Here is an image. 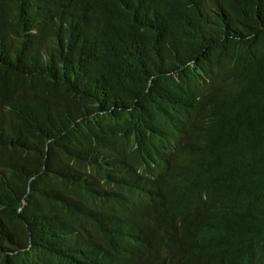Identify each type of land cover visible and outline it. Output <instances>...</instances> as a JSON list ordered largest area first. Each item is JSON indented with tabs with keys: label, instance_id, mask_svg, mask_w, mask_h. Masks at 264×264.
<instances>
[{
	"label": "trees",
	"instance_id": "1",
	"mask_svg": "<svg viewBox=\"0 0 264 264\" xmlns=\"http://www.w3.org/2000/svg\"><path fill=\"white\" fill-rule=\"evenodd\" d=\"M0 264H264V0H0Z\"/></svg>",
	"mask_w": 264,
	"mask_h": 264
}]
</instances>
